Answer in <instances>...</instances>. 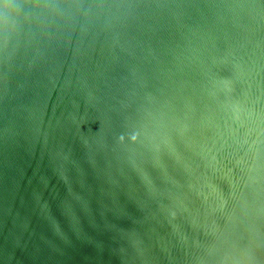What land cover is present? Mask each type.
Segmentation results:
<instances>
[{
	"label": "water",
	"instance_id": "95a60500",
	"mask_svg": "<svg viewBox=\"0 0 264 264\" xmlns=\"http://www.w3.org/2000/svg\"><path fill=\"white\" fill-rule=\"evenodd\" d=\"M0 264H264V0H0Z\"/></svg>",
	"mask_w": 264,
	"mask_h": 264
}]
</instances>
